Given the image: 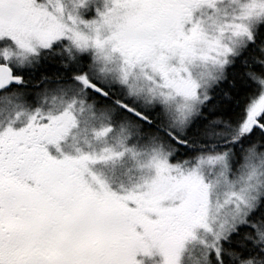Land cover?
Wrapping results in <instances>:
<instances>
[{
	"label": "snow or ice",
	"instance_id": "snow-or-ice-1",
	"mask_svg": "<svg viewBox=\"0 0 264 264\" xmlns=\"http://www.w3.org/2000/svg\"><path fill=\"white\" fill-rule=\"evenodd\" d=\"M0 264H264V0H0Z\"/></svg>",
	"mask_w": 264,
	"mask_h": 264
},
{
	"label": "rangeland",
	"instance_id": "rangeland-1",
	"mask_svg": "<svg viewBox=\"0 0 264 264\" xmlns=\"http://www.w3.org/2000/svg\"><path fill=\"white\" fill-rule=\"evenodd\" d=\"M83 15L85 19H90L95 17L96 13L94 9L90 8L89 10L85 11ZM53 154H55L54 151ZM126 169L131 170L132 179H129L128 175L124 174ZM137 175H138V170L135 168V161H133L129 157H126L124 159L123 164L119 166L117 173L116 174L105 173V179L107 180L109 186L113 190L120 191L121 185H123L124 187H130L135 182Z\"/></svg>",
	"mask_w": 264,
	"mask_h": 264
},
{
	"label": "trees",
	"instance_id": "trees-1",
	"mask_svg": "<svg viewBox=\"0 0 264 264\" xmlns=\"http://www.w3.org/2000/svg\"><path fill=\"white\" fill-rule=\"evenodd\" d=\"M153 131L158 132L160 136L164 135V132L161 129H154Z\"/></svg>",
	"mask_w": 264,
	"mask_h": 264
}]
</instances>
